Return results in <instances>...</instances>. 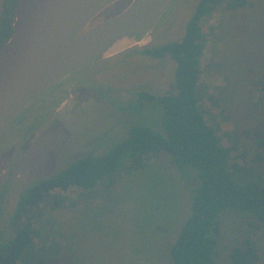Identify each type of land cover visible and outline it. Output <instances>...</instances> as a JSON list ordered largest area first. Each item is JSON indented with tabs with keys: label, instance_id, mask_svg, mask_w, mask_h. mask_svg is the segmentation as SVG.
Listing matches in <instances>:
<instances>
[{
	"label": "rangeland",
	"instance_id": "1",
	"mask_svg": "<svg viewBox=\"0 0 264 264\" xmlns=\"http://www.w3.org/2000/svg\"><path fill=\"white\" fill-rule=\"evenodd\" d=\"M127 1L118 0L98 15H114ZM198 2L172 0L145 40L75 70L13 118L0 139L2 240L13 237L10 218L30 186L84 155L104 154L133 125L164 133L162 104L140 107V93L169 94L176 63L137 48L182 37ZM251 2L221 9L206 21L199 80L200 109L227 148L232 177L239 183L251 180L246 167L264 181V0ZM199 183L195 167L178 169L160 150L140 168L122 165L102 177L94 190L58 193L60 206L44 211L40 228L46 251L34 255L36 264H172L170 248L191 213ZM220 221L216 264H231L228 252L247 240L260 247L256 264H264V226L250 213L230 208Z\"/></svg>",
	"mask_w": 264,
	"mask_h": 264
},
{
	"label": "trees",
	"instance_id": "2",
	"mask_svg": "<svg viewBox=\"0 0 264 264\" xmlns=\"http://www.w3.org/2000/svg\"><path fill=\"white\" fill-rule=\"evenodd\" d=\"M17 1L0 2V45L12 34ZM249 5H252L251 0H199L182 37L157 46L137 48L143 55L169 56L176 63L169 94L140 93V107L151 101L162 104L164 133L146 125H133L127 137L104 154L84 155L56 175L27 188L18 197L10 218L13 237L2 240L0 236V264L38 262L34 255L46 251L40 224L47 207L60 206L55 198L58 193L73 189L72 192L77 193L94 190L102 177L122 165L127 169L140 168L145 158L160 150L173 157L178 169L195 167L200 181L191 200V213L170 248L172 264H216L213 253L221 231L220 216L226 209L248 212L257 224L264 226V181L256 180L252 167L245 168V172L251 174V180L234 181L228 164V150L222 146L215 128L200 109L199 96L206 21L209 22L221 9L234 10ZM103 19L102 13L86 28ZM259 250L256 243L247 240L243 246L231 248L228 259L231 264H256L260 259Z\"/></svg>",
	"mask_w": 264,
	"mask_h": 264
},
{
	"label": "water",
	"instance_id": "3",
	"mask_svg": "<svg viewBox=\"0 0 264 264\" xmlns=\"http://www.w3.org/2000/svg\"><path fill=\"white\" fill-rule=\"evenodd\" d=\"M117 1H17L12 34L0 45V139L18 112L47 89L145 40L172 0H131L86 28Z\"/></svg>",
	"mask_w": 264,
	"mask_h": 264
},
{
	"label": "flooded vegetation",
	"instance_id": "4",
	"mask_svg": "<svg viewBox=\"0 0 264 264\" xmlns=\"http://www.w3.org/2000/svg\"><path fill=\"white\" fill-rule=\"evenodd\" d=\"M129 1H130V0H128L127 2H129ZM122 9H123V8H122ZM122 9H121V10H122Z\"/></svg>",
	"mask_w": 264,
	"mask_h": 264
}]
</instances>
